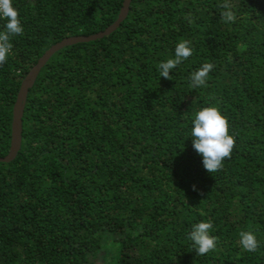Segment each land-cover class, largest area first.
<instances>
[{
  "label": "trees",
  "instance_id": "1",
  "mask_svg": "<svg viewBox=\"0 0 264 264\" xmlns=\"http://www.w3.org/2000/svg\"><path fill=\"white\" fill-rule=\"evenodd\" d=\"M123 3L13 0L24 33L0 64V158L27 73L62 40L104 32ZM181 40L192 56L160 78ZM205 63L206 86L190 87ZM204 107L234 139L214 173L187 135ZM21 121L20 150L0 162V264H264V0H130L114 30L50 57ZM201 221L216 247L197 255Z\"/></svg>",
  "mask_w": 264,
  "mask_h": 264
},
{
  "label": "clouds",
  "instance_id": "2",
  "mask_svg": "<svg viewBox=\"0 0 264 264\" xmlns=\"http://www.w3.org/2000/svg\"><path fill=\"white\" fill-rule=\"evenodd\" d=\"M221 12L222 21L225 24L234 22L235 14L230 3L223 4ZM0 21L3 28L0 29V64L6 62L12 53V39L22 36V26L19 12L13 4V0H0ZM193 54V50L186 40L179 41L173 56L158 64L159 77L172 80L174 70ZM213 65L203 64L189 76L190 87H205ZM191 127L187 135L192 141L193 149L202 158V165L208 173H214L223 168V161L230 156L234 146V139L229 134L228 124L216 107H204L192 115ZM195 190V186H193ZM213 224L211 221H201L191 226L188 240L191 241L197 255L207 254L216 247L215 237L210 235ZM239 243L246 252L253 253L258 250L259 244L256 236L251 231L239 233Z\"/></svg>",
  "mask_w": 264,
  "mask_h": 264
},
{
  "label": "water",
  "instance_id": "3",
  "mask_svg": "<svg viewBox=\"0 0 264 264\" xmlns=\"http://www.w3.org/2000/svg\"><path fill=\"white\" fill-rule=\"evenodd\" d=\"M130 0H124L123 8L120 11L117 21L108 27L104 32L90 36V37H74V38H67L62 40L61 42L55 44L51 48H49L42 57L37 61L36 65L27 73L25 76L20 90L17 95V99L13 108V119H12V128H11V147L9 149V153L6 157L0 158V162H9L13 160L18 151L20 150L21 146V134H22V113L23 107L26 99V95L28 90L32 87L37 75L39 74L40 70L46 64V62L50 59V57L59 51L60 49L74 45L77 43L87 42L91 40H95L98 38L103 37L104 35L108 34L112 30H114L119 23L125 18L127 14V9L129 6Z\"/></svg>",
  "mask_w": 264,
  "mask_h": 264
}]
</instances>
